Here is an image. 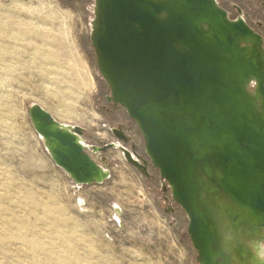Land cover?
I'll use <instances>...</instances> for the list:
<instances>
[{
	"label": "rangeland",
	"instance_id": "obj_1",
	"mask_svg": "<svg viewBox=\"0 0 264 264\" xmlns=\"http://www.w3.org/2000/svg\"><path fill=\"white\" fill-rule=\"evenodd\" d=\"M217 1L264 45V0ZM95 16V0H0V264H201L187 213L100 72ZM33 105L90 146L120 143L85 150L110 177L75 181L35 130Z\"/></svg>",
	"mask_w": 264,
	"mask_h": 264
},
{
	"label": "water",
	"instance_id": "obj_2",
	"mask_svg": "<svg viewBox=\"0 0 264 264\" xmlns=\"http://www.w3.org/2000/svg\"><path fill=\"white\" fill-rule=\"evenodd\" d=\"M99 2L100 28L91 40L112 99L138 123L154 166L187 213L200 263L224 264L223 255L214 256L193 169L200 163L209 178L212 166L223 169L220 188L249 210V223L264 221V112L256 110L264 111V84L256 98L248 94L264 70L246 57L240 39L263 41L215 0ZM29 113L55 162L79 183L98 182L101 168L74 133L62 131L40 105Z\"/></svg>",
	"mask_w": 264,
	"mask_h": 264
},
{
	"label": "bare ground",
	"instance_id": "obj_3",
	"mask_svg": "<svg viewBox=\"0 0 264 264\" xmlns=\"http://www.w3.org/2000/svg\"><path fill=\"white\" fill-rule=\"evenodd\" d=\"M215 1L218 3L217 0ZM95 12L96 19L92 27L93 36L100 28V19L99 16H97L100 13L99 0H95ZM227 15L228 19H230L228 13ZM161 16L165 17V13H162ZM203 25L208 28L207 24ZM243 41L247 43L244 50L246 57H253L264 70V45L262 42H257L253 37L246 39L241 38L240 43ZM79 69H81V66L80 68L73 67L72 72H78ZM78 78L83 80L80 74H78ZM250 79L251 78H249L248 81ZM253 82L256 89L254 91L248 90V94L256 98L260 95L259 86L261 87L262 83L264 84V80L256 78V81ZM256 110L264 112L260 105L256 106ZM58 127L62 131L74 133L78 143L82 146L84 151L87 150V148L90 149L91 153L95 154L101 151V148L90 146L83 140L82 135L75 133L73 130L74 126L65 122H58ZM41 137L44 139L43 136ZM44 141L46 143L45 139ZM115 147L123 149L120 143H114V148ZM122 154L130 162H133V160L136 162L139 161L134 155L131 157L127 156L125 151H122ZM135 165L139 167L137 163H135ZM99 167L101 168L102 176L98 179V182L95 183H102L107 179L106 177H110V171L108 169L101 165H99ZM223 173V169L212 166L213 176L209 178L205 176L206 171L203 166L197 162L193 169L194 182L198 192L197 203L203 211L204 216H202V218H205L207 226L210 228L212 234V245L215 249L214 256L218 257L219 255H223L224 264H264V221H262L263 219L261 218L252 220L255 226L248 222L249 219H252L249 210L242 207L238 202L236 203V201L217 184L218 179L222 178ZM116 211L120 213V208L118 207ZM234 214H237V218Z\"/></svg>",
	"mask_w": 264,
	"mask_h": 264
},
{
	"label": "flooded vegetation",
	"instance_id": "obj_4",
	"mask_svg": "<svg viewBox=\"0 0 264 264\" xmlns=\"http://www.w3.org/2000/svg\"><path fill=\"white\" fill-rule=\"evenodd\" d=\"M112 100H113V99H112ZM120 106H121V105H120ZM122 108L125 109L124 107H122ZM125 110H126V109H125ZM133 120H134V119H133ZM134 121H135V120H134ZM135 122H136V121H135ZM136 124H137V122H136ZM122 137H123V138H127L126 135H124V134H122ZM125 150H126V149H125ZM127 151L129 152L130 157H131V156H132L131 152H130L129 150H127ZM137 160H139L140 162L138 161V162H139V163H138V162H136L135 160H133L134 163H133V162H130V161H129V163H131L132 165H134L138 170L145 171V166L143 165V163L141 162V160H140V159H137ZM135 163H137L139 167H137V166L135 165Z\"/></svg>",
	"mask_w": 264,
	"mask_h": 264
}]
</instances>
